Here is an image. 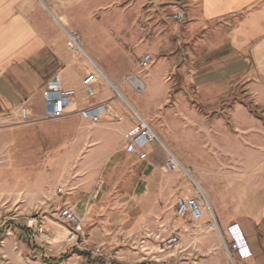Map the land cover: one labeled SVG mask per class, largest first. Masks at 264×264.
<instances>
[{
	"label": "crops",
	"instance_id": "1",
	"mask_svg": "<svg viewBox=\"0 0 264 264\" xmlns=\"http://www.w3.org/2000/svg\"><path fill=\"white\" fill-rule=\"evenodd\" d=\"M71 3L0 0V117L19 120L24 106V124L61 121L84 172L65 203L80 218L90 202H110L94 238L142 235L146 242L160 235L154 229L158 194L167 188L172 195L191 194L193 187L181 182L179 170L163 166L151 147L156 142L144 147L143 159L125 151L138 114L189 169L224 238L231 240V226L241 233L249 254L232 252L233 264H264V126L243 103L230 105L243 96L264 111V0H161L167 9L181 5L186 19L174 22L167 13L160 23L114 24L93 19L83 4L69 13ZM67 24L84 54L66 46L61 25ZM146 53L152 61L142 68ZM92 63L105 77H97L87 97L82 79ZM130 74L143 84L141 93L126 80ZM56 78L76 94L63 116L47 119L43 91ZM85 107L100 110L98 121L80 116ZM207 221L206 214L185 226L203 229ZM205 229L208 247L187 264H232L219 235ZM149 253L144 247L143 256L132 255L128 263L170 264Z\"/></svg>",
	"mask_w": 264,
	"mask_h": 264
},
{
	"label": "rangeland",
	"instance_id": "2",
	"mask_svg": "<svg viewBox=\"0 0 264 264\" xmlns=\"http://www.w3.org/2000/svg\"><path fill=\"white\" fill-rule=\"evenodd\" d=\"M80 4L90 9L93 19L106 24L148 19L160 23L171 11L161 0H72L68 12ZM61 27L73 30L70 24ZM237 102L246 105L264 126V111L259 106L243 96L232 97L230 105ZM64 132L59 120L24 124L16 117H0V264H129L132 255L143 256L144 247L152 258H165L170 264H187L194 253L203 255L208 247L206 229L185 226L191 223L188 216L182 218L184 223L177 222L176 194L169 188L158 194L159 225L154 229L159 236L152 235L146 242L142 235L98 241L93 230L108 220L112 207L110 202L98 206L90 202L80 216L83 234L69 240L68 226L57 219V213L69 205L65 202L75 195L74 182L84 172L78 150L71 149ZM151 147L164 166L165 149L159 143ZM179 175L181 182H189L183 172ZM58 187L64 190L60 195ZM30 220L36 224L32 229L27 227ZM170 236L181 242L168 245Z\"/></svg>",
	"mask_w": 264,
	"mask_h": 264
},
{
	"label": "built area",
	"instance_id": "3",
	"mask_svg": "<svg viewBox=\"0 0 264 264\" xmlns=\"http://www.w3.org/2000/svg\"><path fill=\"white\" fill-rule=\"evenodd\" d=\"M168 17L174 22H182L186 19L184 9L179 4H173L171 11L168 13ZM67 35L66 46L74 52L85 53L81 47L78 37L76 34L70 30L65 29ZM152 61V56L149 53H146L142 56L139 61V65L142 68H145ZM93 69L85 75L82 79V85L87 97H92L95 93L94 83L98 76L105 77L101 70L94 64ZM126 80L133 86L137 93H141L143 90V84L141 81L134 75L130 74L126 77ZM75 90L73 88H63L60 86L58 79L53 80L48 87L43 91V96L45 100V116L47 119H56L63 116L66 113L67 106L75 97ZM82 118L88 119L92 122H96L99 119L100 110L98 108L85 107L79 111ZM137 123L133 126L125 135V151L137 155L140 159L146 157L147 153L144 150V147L150 143H159L162 145V142L152 130L150 125L143 120L138 114L134 113ZM120 119V118H118ZM19 120L21 123L28 122L29 113L26 107L22 106L19 110ZM166 160L165 168L167 170H179L183 172L189 179L192 187L193 193L191 194H178L175 197L174 208L175 214L178 217L188 216L190 222L201 219L204 215L207 214L208 221L205 224L207 229H215L222 241V245L230 259L232 261V252H237L242 257H245L249 254L247 244L242 237L241 233L234 226L230 227L231 240L227 241L218 225L216 216L198 183L191 176L189 169H187L177 156L169 149H165ZM57 193L60 195L64 192L62 187L56 189ZM57 219L68 226L67 238L69 240L78 239L84 232L82 227V221L79 218L77 212L71 205H63L57 213ZM36 224L33 220H30L27 224V227L32 229ZM166 243L168 245L179 243V239L176 236H170Z\"/></svg>",
	"mask_w": 264,
	"mask_h": 264
},
{
	"label": "bare ground",
	"instance_id": "4",
	"mask_svg": "<svg viewBox=\"0 0 264 264\" xmlns=\"http://www.w3.org/2000/svg\"><path fill=\"white\" fill-rule=\"evenodd\" d=\"M164 149H166L164 146H163V144L161 145Z\"/></svg>",
	"mask_w": 264,
	"mask_h": 264
}]
</instances>
